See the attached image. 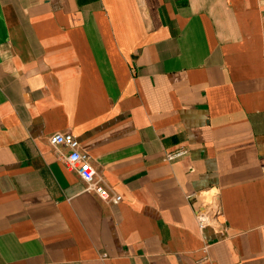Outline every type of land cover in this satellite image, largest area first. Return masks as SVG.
Returning <instances> with one entry per match:
<instances>
[{
  "label": "crops",
  "instance_id": "1",
  "mask_svg": "<svg viewBox=\"0 0 264 264\" xmlns=\"http://www.w3.org/2000/svg\"><path fill=\"white\" fill-rule=\"evenodd\" d=\"M263 166L264 0H0V264H264Z\"/></svg>",
  "mask_w": 264,
  "mask_h": 264
},
{
  "label": "built area",
  "instance_id": "2",
  "mask_svg": "<svg viewBox=\"0 0 264 264\" xmlns=\"http://www.w3.org/2000/svg\"><path fill=\"white\" fill-rule=\"evenodd\" d=\"M49 142L53 146H66L68 152L64 155V163L70 170L77 172L85 183V189L96 193L101 199L117 203L122 199V195L106 186L98 173V170L91 162L90 154L81 149L78 138L71 131H57L49 136ZM186 148L168 150L166 158L172 160L186 152ZM264 175V166L262 169ZM195 214L199 227L204 229L207 226L215 225L218 216L222 214V209L218 203L195 208ZM102 257H107L106 253Z\"/></svg>",
  "mask_w": 264,
  "mask_h": 264
}]
</instances>
